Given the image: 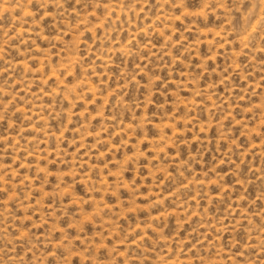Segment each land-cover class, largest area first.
Listing matches in <instances>:
<instances>
[{
    "label": "rangeland",
    "instance_id": "1",
    "mask_svg": "<svg viewBox=\"0 0 264 264\" xmlns=\"http://www.w3.org/2000/svg\"><path fill=\"white\" fill-rule=\"evenodd\" d=\"M0 264H264V0H0Z\"/></svg>",
    "mask_w": 264,
    "mask_h": 264
}]
</instances>
